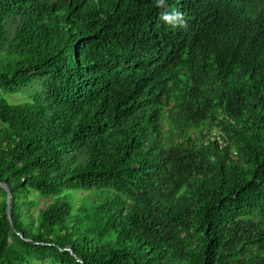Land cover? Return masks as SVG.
Wrapping results in <instances>:
<instances>
[{
    "label": "trees",
    "instance_id": "obj_1",
    "mask_svg": "<svg viewBox=\"0 0 264 264\" xmlns=\"http://www.w3.org/2000/svg\"><path fill=\"white\" fill-rule=\"evenodd\" d=\"M0 181V264H264V0H0Z\"/></svg>",
    "mask_w": 264,
    "mask_h": 264
},
{
    "label": "rangeland",
    "instance_id": "obj_2",
    "mask_svg": "<svg viewBox=\"0 0 264 264\" xmlns=\"http://www.w3.org/2000/svg\"><path fill=\"white\" fill-rule=\"evenodd\" d=\"M8 97H9V99H10L12 102H20V101L26 99V96H25L23 93L10 94V95H8ZM37 200H38V205H37L36 210H37L40 206L44 205V204L46 203V201H47L46 198H42V197H38ZM31 264H43V262L40 261V260H34V261H32ZM46 264H49V263H46Z\"/></svg>",
    "mask_w": 264,
    "mask_h": 264
},
{
    "label": "clouds",
    "instance_id": "obj_3",
    "mask_svg": "<svg viewBox=\"0 0 264 264\" xmlns=\"http://www.w3.org/2000/svg\"><path fill=\"white\" fill-rule=\"evenodd\" d=\"M164 0H157V5H163ZM167 23H173L174 21H178L182 23V17L179 12H173L171 14H163L161 17Z\"/></svg>",
    "mask_w": 264,
    "mask_h": 264
},
{
    "label": "water",
    "instance_id": "obj_4",
    "mask_svg": "<svg viewBox=\"0 0 264 264\" xmlns=\"http://www.w3.org/2000/svg\"><path fill=\"white\" fill-rule=\"evenodd\" d=\"M0 185L3 186L8 192V216L10 221L12 222V193L6 183L0 181Z\"/></svg>",
    "mask_w": 264,
    "mask_h": 264
}]
</instances>
